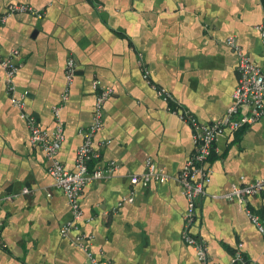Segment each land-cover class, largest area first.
Masks as SVG:
<instances>
[{"label": "crops", "instance_id": "obj_1", "mask_svg": "<svg viewBox=\"0 0 264 264\" xmlns=\"http://www.w3.org/2000/svg\"><path fill=\"white\" fill-rule=\"evenodd\" d=\"M14 3L43 13L9 17L0 42L4 56L19 50L16 94L27 92L26 110L45 129L57 126L53 108L67 87L66 64L71 57L76 62L61 111L65 139L58 158L67 169L76 168L83 132L93 121L94 80L113 90L94 139L101 156L90 166L115 162L117 168L81 196L80 230L94 236L91 246L102 264H202L182 237L187 200L176 179L193 153V130L154 85L168 89L202 123L223 117L239 79L238 55L226 40L236 36L252 60L264 64L258 29L264 0H0V8ZM5 78L0 64V194L15 195L0 202V264H90L76 232L61 233L70 205L48 171L46 152L31 141ZM148 158L172 177L132 184L128 175L142 173ZM210 162L212 180L194 231L220 264L230 262L239 243L264 264L263 234L239 201L222 196L264 178V117L221 134ZM248 203L264 221V192Z\"/></svg>", "mask_w": 264, "mask_h": 264}, {"label": "built area", "instance_id": "obj_2", "mask_svg": "<svg viewBox=\"0 0 264 264\" xmlns=\"http://www.w3.org/2000/svg\"><path fill=\"white\" fill-rule=\"evenodd\" d=\"M31 12L38 17L43 13L33 6L25 3L10 4L5 11L0 8V26L9 17L16 13ZM262 41L264 43V23L258 25ZM227 44L238 55V84L233 93V101L228 107L225 115L211 123H202L197 116L188 108L184 107L180 101L165 87L154 85L158 94L168 103L171 111L175 112L184 122L188 123L193 130L194 150L185 162L182 170L176 179L184 188L187 208L184 214V225L182 237L184 241L194 247L197 257L202 264H220L214 261L209 254L206 239L194 231L198 220V206L206 194L207 185L212 180V165L210 157L215 148V144L221 134L227 130H237L245 128L260 121L264 117V64H256L250 55L246 53L236 36H229ZM19 54L18 49L11 51V55L2 54V43L0 42V64L5 71V82L8 92L12 96L13 104L20 109V115L26 119L30 139L39 145L50 160L48 171L54 179V184L61 188L68 200L71 208V218L61 226V233L64 237L76 232L75 243L87 254L90 264H102L100 257L92 249L91 243L93 235L80 230V222L84 216L81 203V196L89 184L104 178L113 176L117 168L115 162L106 165L90 166L91 162L100 158L101 152L94 145L96 135L104 127V105L111 97L113 90L110 87L101 86L99 80H94L93 87L96 90V102L93 121L83 132V142L79 146L76 155L74 170L67 169L58 158V153L65 139L63 120L61 111L69 97V86L72 84L76 73V62L73 57L69 58L66 64L67 87L62 94L61 104L54 106L53 111L57 119L56 128L51 131L43 128L36 118L26 110L27 92L16 94L17 75L21 64L14 60V56ZM148 78V71H145ZM110 140L103 141L102 144L110 143ZM132 184L149 185L153 181H168L172 176L157 165L154 160H146V168L142 173L128 175ZM244 179V177H242ZM29 188H24L23 193H29ZM264 192V178H259L237 184L222 196L228 200L239 201L246 213L249 215L258 230L264 236V221L261 216L253 212L248 200L251 196ZM15 195L0 194V202L11 199ZM133 201V197L128 198ZM243 244L239 243L237 250L227 264H259L246 256L242 250Z\"/></svg>", "mask_w": 264, "mask_h": 264}]
</instances>
